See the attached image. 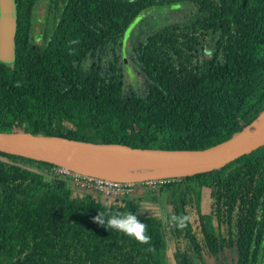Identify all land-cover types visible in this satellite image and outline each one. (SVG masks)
Instances as JSON below:
<instances>
[{
	"label": "trees",
	"instance_id": "trees-1",
	"mask_svg": "<svg viewBox=\"0 0 264 264\" xmlns=\"http://www.w3.org/2000/svg\"><path fill=\"white\" fill-rule=\"evenodd\" d=\"M39 1L15 0L14 56L0 60V132L202 149L264 110V0H42L38 44ZM180 3L181 21L128 37L126 65L141 81L124 92L127 29L147 9ZM52 166L0 151V264H264V144L144 193L165 214L190 213L184 230L166 227L141 193L108 204L73 193L47 175ZM129 211L146 223L154 253L93 219Z\"/></svg>",
	"mask_w": 264,
	"mask_h": 264
},
{
	"label": "water",
	"instance_id": "water-1",
	"mask_svg": "<svg viewBox=\"0 0 264 264\" xmlns=\"http://www.w3.org/2000/svg\"><path fill=\"white\" fill-rule=\"evenodd\" d=\"M15 0H0V60L12 62L14 56ZM126 69L128 68L125 65ZM239 133V132H238ZM237 134V133H236ZM235 134V135H236ZM202 149L142 148L113 142H91L69 137L39 136L0 132V151L33 160L62 166L82 174L118 181H137L154 175L113 178L81 169L78 164L109 158H127L150 166V173L165 166L183 172L172 175L211 170L264 144V127L244 139L234 136ZM132 173V172H131ZM134 173V174H140Z\"/></svg>",
	"mask_w": 264,
	"mask_h": 264
},
{
	"label": "rangeland",
	"instance_id": "rangeland-1",
	"mask_svg": "<svg viewBox=\"0 0 264 264\" xmlns=\"http://www.w3.org/2000/svg\"><path fill=\"white\" fill-rule=\"evenodd\" d=\"M42 1V0H41ZM41 1H39L35 8V13L39 16L38 19L40 20V23H37L33 29L32 32V38L33 41L36 43H41L42 41V35H41V30L40 28L43 25V18H44V6L41 3ZM186 7L185 4L180 3L178 5H169L168 7H162L160 9H156V8H150L147 9L145 12L141 13L135 20L134 22L131 24V28L127 29V33L125 34L124 40H123V44L118 48V52L119 55L121 57V63L125 66L126 65V44H127V39L129 36H132L139 27L142 28H147L148 26H153V25H157V24H161V23H165V22H173V21H181L183 19V17L181 16V14L179 13L180 11H183V9ZM208 49V48H206ZM127 66V65H126ZM128 67V66H127ZM126 69V67H125ZM128 72V76H124L123 79V87H124V92H126L129 88H137L141 78L133 71H131L129 69V67L126 69ZM69 135H72V131L68 132ZM108 138L106 137V140ZM154 168H151L150 166H133L131 168H129L128 170L132 173H140V172H145V171H152ZM160 178H155V177H151V178H144L143 180H137L134 181L136 185L135 186V191L137 193H141L140 195H143V199H141L140 201H144V202H149L148 204L150 206L155 207L156 209H160L162 211H164V208L166 207L164 205V203L162 202V200H155L150 198V196H148V194L144 193H149V194H153L156 191L155 189H146L143 188L147 185H149V187H155L154 183H159L157 182V180ZM179 179L176 178L175 181H178ZM142 181H147L146 183H141ZM207 199V192L203 191L202 193V200ZM170 253H171V244L168 240L167 237H165V259L169 260L170 257Z\"/></svg>",
	"mask_w": 264,
	"mask_h": 264
},
{
	"label": "built area",
	"instance_id": "built-area-1",
	"mask_svg": "<svg viewBox=\"0 0 264 264\" xmlns=\"http://www.w3.org/2000/svg\"><path fill=\"white\" fill-rule=\"evenodd\" d=\"M47 175L65 180L71 187L74 193L84 191L88 193L92 199L98 201L100 204H108L109 202L119 203L123 198H135L138 193L135 191L134 181H118L98 176L82 174L77 171L53 165L48 171ZM178 177L160 178L157 182L162 183L169 179L174 180ZM142 181L141 183H146ZM155 187L149 185L143 187L146 189L157 190L158 183H154Z\"/></svg>",
	"mask_w": 264,
	"mask_h": 264
},
{
	"label": "clouds",
	"instance_id": "clouds-1",
	"mask_svg": "<svg viewBox=\"0 0 264 264\" xmlns=\"http://www.w3.org/2000/svg\"><path fill=\"white\" fill-rule=\"evenodd\" d=\"M78 43L77 40L70 41V44ZM209 56L211 53H208ZM87 68V64L84 65ZM155 215H158L166 227H174L177 230L186 229L191 223L192 216L190 213L165 214L164 211L152 208ZM96 223L104 226L106 229H112L120 232L125 236L132 238L141 245H148V252L154 253L155 246L151 243V236L148 235L146 223H142L136 214L129 212L105 213L97 212L93 218Z\"/></svg>",
	"mask_w": 264,
	"mask_h": 264
},
{
	"label": "bare ground",
	"instance_id": "bare-ground-1",
	"mask_svg": "<svg viewBox=\"0 0 264 264\" xmlns=\"http://www.w3.org/2000/svg\"><path fill=\"white\" fill-rule=\"evenodd\" d=\"M264 127V110L239 133L234 136V140L244 139L250 135L258 133ZM143 163L127 159V158H109L101 160H93L89 162H81L78 166L89 172L100 173L113 178H129L134 176H147L149 174L157 176L156 178L177 177L173 173L183 172L170 167L161 166L158 170L150 173H131L128 169L133 166H141Z\"/></svg>",
	"mask_w": 264,
	"mask_h": 264
},
{
	"label": "flooded vegetation",
	"instance_id": "flooded-vegetation-1",
	"mask_svg": "<svg viewBox=\"0 0 264 264\" xmlns=\"http://www.w3.org/2000/svg\"><path fill=\"white\" fill-rule=\"evenodd\" d=\"M259 264H262V263H259Z\"/></svg>",
	"mask_w": 264,
	"mask_h": 264
}]
</instances>
